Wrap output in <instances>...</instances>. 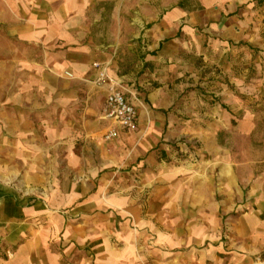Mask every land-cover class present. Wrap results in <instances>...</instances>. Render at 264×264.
Wrapping results in <instances>:
<instances>
[{
  "label": "crops",
  "instance_id": "obj_1",
  "mask_svg": "<svg viewBox=\"0 0 264 264\" xmlns=\"http://www.w3.org/2000/svg\"><path fill=\"white\" fill-rule=\"evenodd\" d=\"M247 1L0 0V264H138V249L151 256L162 250L160 257L176 249L135 245L131 231L108 220L126 210L140 222L127 196L101 197L140 137L133 158L148 148L144 138L155 119L138 110L137 127L121 128L104 116L107 95L95 80L105 68L121 81L147 85L154 62L176 58L184 42L200 46L219 35L242 41L232 18ZM202 26L213 37L202 35ZM112 128L117 139L107 147L104 133ZM234 177L226 169L230 209L240 203L248 224L264 234V165L246 191ZM166 196L160 195L169 206ZM199 197L198 189L190 205L176 193L172 208L189 211ZM229 250L235 264H254L264 245ZM162 258L158 264H204Z\"/></svg>",
  "mask_w": 264,
  "mask_h": 264
},
{
  "label": "rangeland",
  "instance_id": "obj_2",
  "mask_svg": "<svg viewBox=\"0 0 264 264\" xmlns=\"http://www.w3.org/2000/svg\"><path fill=\"white\" fill-rule=\"evenodd\" d=\"M232 20L242 30V41L214 38L209 27L202 26V35L213 38L200 46L184 42L176 58L154 62L147 85L121 81L107 72L147 121L154 117L155 122L144 138L148 148L133 158L142 145L140 137L101 198L107 202L108 195L118 192L133 201L140 222L126 210L110 213L108 220L111 225L119 221L123 233L131 231L135 245H178L163 251L162 259L183 256L204 264L229 259L233 264L230 245H264L256 222L248 224L243 217L245 207L239 203L230 209L225 179L226 169H231L238 187L246 191L248 178L264 165V154L259 153L264 150V0H248ZM95 84L107 95L110 83ZM109 130L104 133L107 147L117 139H107ZM198 189L199 203L176 213L171 205L176 193L191 205ZM137 252L138 264L162 261V250L152 256ZM253 260L264 264V251Z\"/></svg>",
  "mask_w": 264,
  "mask_h": 264
},
{
  "label": "built area",
  "instance_id": "obj_3",
  "mask_svg": "<svg viewBox=\"0 0 264 264\" xmlns=\"http://www.w3.org/2000/svg\"><path fill=\"white\" fill-rule=\"evenodd\" d=\"M96 67H100L99 63L95 64ZM99 85L105 83L108 84V92L106 97L105 107L103 114L106 118L114 120L121 128L125 130H134L138 124V107L136 103L131 99L124 89L117 85L116 82L109 76L105 68L100 70L99 77L97 79ZM118 130L112 128L107 133V139H113L117 137Z\"/></svg>",
  "mask_w": 264,
  "mask_h": 264
}]
</instances>
